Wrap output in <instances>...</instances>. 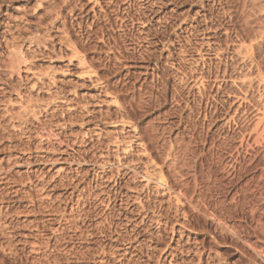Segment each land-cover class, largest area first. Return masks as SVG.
<instances>
[{"label":"rangeland","instance_id":"1","mask_svg":"<svg viewBox=\"0 0 264 264\" xmlns=\"http://www.w3.org/2000/svg\"><path fill=\"white\" fill-rule=\"evenodd\" d=\"M123 1L0 0V264H264V0Z\"/></svg>","mask_w":264,"mask_h":264},{"label":"bare ground","instance_id":"2","mask_svg":"<svg viewBox=\"0 0 264 264\" xmlns=\"http://www.w3.org/2000/svg\"><path fill=\"white\" fill-rule=\"evenodd\" d=\"M97 1V0H96ZM123 1V0H122ZM125 1H127V0H125ZM130 1V0H129ZM140 1V0H139ZM124 2V1H123ZM137 2V1H136ZM113 4V3H112ZM132 4V3H131ZM153 4V3H152ZM156 4V3H155ZM111 5V4H110ZM129 5V4H128ZM99 7H101V6H99ZM129 7H131V6H129ZM128 7V8H129ZM143 7V6H142ZM106 8V7H105ZM118 9V8H117ZM138 10V9H137ZM120 11V10H119ZM127 12H130V11H128V10H126ZM151 11V10H150ZM118 12V11H117ZM125 13V12H124ZM150 13V12H149ZM129 14V13H128ZM140 14V13H139ZM144 15V14H143ZM128 18V17H127ZM132 18V17H131ZM134 19V18H133ZM110 21V20H109ZM140 21H141V19H140ZM132 22V21H131ZM130 24V23H129ZM123 27V26H122ZM131 27V26H130ZM121 29V28H120ZM123 32V31H122ZM103 35V34H102ZM129 36V35H128ZM117 40V39H116ZM147 40V39H146ZM115 41V40H114ZM146 176V175H145ZM144 177V176H143ZM144 178H146V177H144ZM147 178H148V180H150L151 178L150 177H148L147 176ZM146 178V179H147ZM154 181V180H153ZM160 185H164L162 182H160ZM165 186V185H164ZM175 191V190H174ZM179 197V196H178ZM253 215H254V213H253ZM264 215V214H263ZM262 221V220H261ZM253 222V221H252ZM257 225H258V227L257 228H255V229H253V234H255L257 237H262L263 239H264V223H262V222H260L259 220L257 221ZM246 230V229H245ZM242 232H239V231H234L233 232V236L236 238L235 240L236 241H240V242H242L243 243V248L245 249H243V254H244V256H247V257H249L248 259L252 262V263H256V257L258 258H260L261 260H262V262L264 263V252H258V250H257V248L255 247V245H253V244H251L250 242H249V237L248 236H242V234H241ZM255 235H253V236H255ZM255 236V237H256ZM233 237V238H234ZM232 241V240H231ZM234 244V243H233ZM237 245V244H236ZM249 250H251V252H253L255 255H253L252 253H251V255H253V257L254 256H256L255 257V259L250 255H248V252H250ZM242 254V255H243Z\"/></svg>","mask_w":264,"mask_h":264}]
</instances>
